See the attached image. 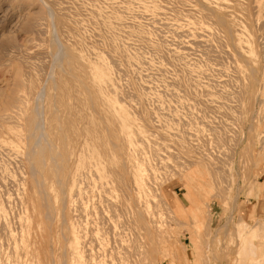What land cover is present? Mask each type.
<instances>
[{"label": "rangeland", "instance_id": "rangeland-1", "mask_svg": "<svg viewBox=\"0 0 264 264\" xmlns=\"http://www.w3.org/2000/svg\"><path fill=\"white\" fill-rule=\"evenodd\" d=\"M54 43L82 55L76 74ZM89 65L110 75L99 92ZM33 105L67 126L71 203L51 228L26 163ZM0 131V264H256L264 0H0Z\"/></svg>", "mask_w": 264, "mask_h": 264}, {"label": "bare ground", "instance_id": "bare-ground-1", "mask_svg": "<svg viewBox=\"0 0 264 264\" xmlns=\"http://www.w3.org/2000/svg\"><path fill=\"white\" fill-rule=\"evenodd\" d=\"M212 8H214V6ZM218 11H220V9H218ZM220 18H221V20L222 19L224 20L223 17L219 16V19ZM53 22H56V21H53ZM57 22H58V20H57ZM220 22L223 23V21H220ZM229 22H227V23L224 22V23H226V25H227V24H230ZM51 41H53V39ZM51 46H52L53 51H54V56L58 60L57 61V64L58 63L60 64L61 69H59V70L60 71L62 70V72H65L67 75L69 73H70L69 74L70 76H71V74H73V75L76 74L75 72L77 70H75L76 69V66H74L76 62L81 63V64H85L84 63V58L82 57V55L73 52L71 49L68 50V49H65L64 48L65 49L64 50L63 48H60L59 45H57L56 43H54ZM61 47H63V45ZM52 54H53V52H52ZM89 68H92V70H91L92 77H90L91 78V85L93 87H95V88L97 87L98 88L97 89L98 92L101 91V89L103 90L102 86H104V84H107L110 81V75H109L108 71H106V69L97 68V67L95 68V67H92L90 65H89ZM59 75H61V74H59ZM77 75H78V73H77ZM53 77H55V75ZM74 77H76V76H74ZM55 78H57V77H55ZM72 78L73 77H71V80H72ZM252 79H255V78H252ZM80 82H82V81H80ZM89 83H90V81H89ZM60 85H61V82H60ZM54 86H55V84H54ZM56 86H58V84ZM82 86L83 87H87V86L84 85L83 82H82ZM50 87H51V85H50ZM93 87H91V88H93ZM86 89L89 90V87H87ZM54 90H56V88H54ZM91 90L93 91L94 89H91ZM97 90H96V92H97ZM90 91H88V92H90ZM56 92H58V91L56 90ZM56 92H54V93H56ZM94 94H95V92H94ZM40 97H42V96H40ZM65 97H66V95H65ZM89 97H91V96L89 95ZM43 98H45V97H43ZM53 98H55V97H53ZM89 99L92 100V97L89 98ZM41 100H42V98H41ZM34 103H35V101H34ZM104 103H106V102L104 101ZM37 104H38V101H37ZM108 105H109V111L108 112H110L111 116L114 117V109L116 107L114 108V103L111 102L110 100L108 101ZM33 107H34V105H33ZM37 107L38 106L35 105V107L33 109H30L29 115H27V118H26V131H27V134L26 135H27V146H28L27 147L28 148V151H27V155H26V160H27L26 163H28V166H29L30 175H31V181H32V183L34 185V188H35V190L42 197V201H43L42 208H43L44 216H45L44 217V220H46V223L48 224V227L51 228L50 225L54 222V217H55V213H56V210H55V207H54V202L56 201V199L59 198V200L62 203L61 206H64L67 203L68 204L71 203L70 193H72V190H71V188L68 185V183H69L68 181L70 180L69 179V175L71 173L70 165L72 166V163L70 164V151H69V148H68L69 143H68V135H67V126H66V123H64L61 120L62 118L60 119V118H58V116L57 117H54L53 120H55L59 132L57 134H53L50 130L45 129L44 128V124L41 123L42 120H43V118L40 117V114L41 113H39V112L41 110L40 109H37ZM39 108H40V106H39ZM41 108H42V106H41ZM55 108H56V106H55ZM92 112H96V111L93 110ZM97 115L98 114H96V116ZM59 117H60V115H59ZM98 117H100V116L98 115ZM101 119H102V117H101ZM120 119H121L120 120L121 121V132H123L125 134L127 140L129 141V144H132V142H133L132 139L133 138H132V131H131V123H129L126 114H122ZM42 125H43V127H42ZM106 131H108V129H106ZM107 137H108V135H107ZM111 138H114V137H112V133L109 135L108 140L111 139ZM111 141H113V140H110V142ZM113 145H114V142H113ZM98 154L99 153H97V152H95L93 154V156L96 157V159H94L93 162L90 163V165H92V166L94 165L95 167H98L100 165L101 161H100V157H99ZM113 154H114V146H113V153H112V155ZM101 155H102V152H101ZM72 160H74V159H72ZM112 165H114V164H112ZM92 166H91V168H92ZM122 166H123V163L121 164V167ZM124 170H126V169L124 168ZM143 175H144V173L140 172V169H139L137 171V173H136V179H137V181H138L139 184H142L143 183L142 182L143 181V178H144ZM70 177H71V175H70ZM50 181H52V183L54 182L57 185V186L56 185L55 186L58 187V189H60L59 190L60 195H55L51 191V188L52 187H50V185H49ZM64 207H66V206H64ZM176 207L179 209V211L182 210L181 204H178L177 203V206ZM178 209H177V211H178ZM50 228H48V229H50ZM248 233L253 237V239L260 238L261 235H264V222H260L256 227H251L248 230ZM262 260L263 259L257 258L256 259V264L259 263V262H262Z\"/></svg>", "mask_w": 264, "mask_h": 264}, {"label": "crops", "instance_id": "crops-1", "mask_svg": "<svg viewBox=\"0 0 264 264\" xmlns=\"http://www.w3.org/2000/svg\"><path fill=\"white\" fill-rule=\"evenodd\" d=\"M260 253H261V254H260L261 258L264 259V252L261 250Z\"/></svg>", "mask_w": 264, "mask_h": 264}]
</instances>
